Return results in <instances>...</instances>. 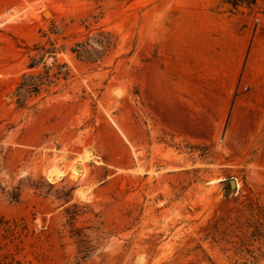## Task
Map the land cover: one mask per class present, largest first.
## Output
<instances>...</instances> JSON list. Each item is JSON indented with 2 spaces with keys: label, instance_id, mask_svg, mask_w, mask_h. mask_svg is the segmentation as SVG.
<instances>
[{
  "label": "rangeland",
  "instance_id": "1",
  "mask_svg": "<svg viewBox=\"0 0 264 264\" xmlns=\"http://www.w3.org/2000/svg\"><path fill=\"white\" fill-rule=\"evenodd\" d=\"M247 1L0 0V264H264Z\"/></svg>",
  "mask_w": 264,
  "mask_h": 264
},
{
  "label": "trees",
  "instance_id": "2",
  "mask_svg": "<svg viewBox=\"0 0 264 264\" xmlns=\"http://www.w3.org/2000/svg\"><path fill=\"white\" fill-rule=\"evenodd\" d=\"M248 4H254L255 0H248ZM234 5H237V2L234 3ZM109 44V41L108 43ZM72 51L76 52L78 56H85V54H88L89 52H92L91 49L87 47L79 48V49H73ZM35 64V61L32 59V62L30 63V67H32ZM57 75V74H55ZM57 77V76H56ZM49 78V74L45 72L44 75H24L23 80L19 83L17 86V95L19 99H24L29 94L38 93L42 85L46 84V80Z\"/></svg>",
  "mask_w": 264,
  "mask_h": 264
},
{
  "label": "bare ground",
  "instance_id": "3",
  "mask_svg": "<svg viewBox=\"0 0 264 264\" xmlns=\"http://www.w3.org/2000/svg\"><path fill=\"white\" fill-rule=\"evenodd\" d=\"M5 15H3V16H5V18H4V20L3 21H5V22H10V21H16V18L17 17H19L18 16V12H17V10H15V8H12V10H8V11H6L5 13H4ZM4 22V23H5ZM13 23V22H12ZM55 173H57V172H55ZM54 173V174H55ZM47 174H49V173H47ZM53 174V175H54ZM56 175V174H55ZM48 176V175H47ZM51 177V176H50Z\"/></svg>",
  "mask_w": 264,
  "mask_h": 264
},
{
  "label": "water",
  "instance_id": "4",
  "mask_svg": "<svg viewBox=\"0 0 264 264\" xmlns=\"http://www.w3.org/2000/svg\"><path fill=\"white\" fill-rule=\"evenodd\" d=\"M230 185L236 187L235 181H230Z\"/></svg>",
  "mask_w": 264,
  "mask_h": 264
},
{
  "label": "built area",
  "instance_id": "5",
  "mask_svg": "<svg viewBox=\"0 0 264 264\" xmlns=\"http://www.w3.org/2000/svg\"><path fill=\"white\" fill-rule=\"evenodd\" d=\"M0 21H1V15H0Z\"/></svg>",
  "mask_w": 264,
  "mask_h": 264
}]
</instances>
